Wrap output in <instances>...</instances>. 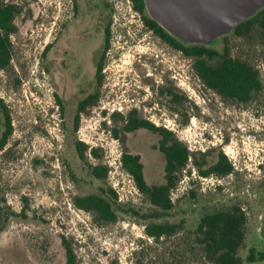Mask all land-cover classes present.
<instances>
[{"label":"rangeland","instance_id":"1","mask_svg":"<svg viewBox=\"0 0 264 264\" xmlns=\"http://www.w3.org/2000/svg\"><path fill=\"white\" fill-rule=\"evenodd\" d=\"M4 2L15 4L18 13L9 36L11 59L0 69V137L4 107L12 125L0 148V264H64L63 237L77 264H212L196 226L204 214L234 206L245 217L238 256L244 260L250 249L264 252V27L253 25L244 35L231 30L208 46L217 51L210 63L227 54L258 71L263 88L242 103L207 87L194 69L195 58L147 27L148 11H136L130 0ZM71 19L83 20L85 35L96 43L86 52L85 74L63 62L60 31ZM50 41L53 47L45 53ZM101 53L97 83L93 71ZM89 93L98 96L75 126L77 103ZM131 112L170 130L188 149L187 164L170 191L173 206L155 217L150 215L159 209L137 189L121 156L138 154L147 183H163L161 136L146 128L124 130ZM78 140L86 145L83 160ZM220 153L233 170L202 175ZM97 164L108 169L104 179L91 173ZM89 193L110 202L114 222L74 204L76 196ZM153 222L181 227L154 238L145 231Z\"/></svg>","mask_w":264,"mask_h":264},{"label":"trees","instance_id":"2","mask_svg":"<svg viewBox=\"0 0 264 264\" xmlns=\"http://www.w3.org/2000/svg\"><path fill=\"white\" fill-rule=\"evenodd\" d=\"M134 8L142 12L146 11L144 0H132ZM18 13V7L13 3L0 0V69L5 68L11 59V44L9 36L15 31L13 20ZM146 23L154 29L163 38L168 39L177 48L187 56L194 57V69L197 75L203 80L207 87L215 90L220 95L236 99L242 103H248L255 94L263 88L262 81L258 71L249 63L232 58L227 54L222 55L221 59L212 64L208 58H212L217 51L202 43H191L184 45L181 42L176 43L175 39L150 15H147ZM253 25L264 27V6L258 9L252 16L240 21L232 31L236 35L246 34ZM231 31V30H230ZM105 48L109 44V28H105ZM215 40V39H214ZM214 42V41H213ZM212 42V43H213ZM211 43V44H212ZM45 51V48H44ZM103 56V54H102ZM102 59V58H101ZM101 61L99 63V70ZM95 99V95H90L78 103L76 114L74 116L75 126L78 121V114ZM60 101V99H57ZM0 102H2L0 100ZM5 117V128L0 137V148L4 146L8 136L12 131L11 120L6 108H3ZM124 130L134 131L139 128L156 131L160 134L158 149L163 153L165 159L163 183L148 184L143 171V164L138 154L125 152L121 156V162L124 169L132 176L137 189L145 194L150 203L159 211H155L150 216L155 217L166 213L173 206L170 196L171 189L175 186L177 173H179L187 164L188 149L180 141L172 138L170 130L164 127L155 126L147 120H142L132 115L127 118L124 124ZM75 148L80 159H84L86 145L78 140ZM97 154L95 150L91 151ZM233 170V166L228 162L223 153L218 155L217 161L206 170H201L202 175L211 172L216 174H228ZM107 167L102 164L92 166L91 173L97 179H104L107 175ZM116 196V194L114 193ZM3 198L0 195V203ZM74 204L85 211L92 212L100 221L114 222L117 218L116 211L110 202L100 194L89 193L76 196L73 199ZM1 219V213H0ZM245 217L240 207L234 206L231 210H220L204 214L195 229L198 235V241L203 246L205 256L212 264H242L244 261L253 262L264 259V252H255L250 249L245 259L238 256L237 251L242 245L245 233ZM181 227L178 223H149L145 227L148 235L159 238L169 236L175 233ZM62 244L65 248V263L77 264L75 253L66 240L62 238Z\"/></svg>","mask_w":264,"mask_h":264},{"label":"water","instance_id":"3","mask_svg":"<svg viewBox=\"0 0 264 264\" xmlns=\"http://www.w3.org/2000/svg\"><path fill=\"white\" fill-rule=\"evenodd\" d=\"M149 15L186 42L209 45L264 6V0H144Z\"/></svg>","mask_w":264,"mask_h":264},{"label":"flooded vegetation","instance_id":"4","mask_svg":"<svg viewBox=\"0 0 264 264\" xmlns=\"http://www.w3.org/2000/svg\"><path fill=\"white\" fill-rule=\"evenodd\" d=\"M130 1L132 2V0H130ZM132 5H133V2H132ZM133 8H134V6H133ZM144 12L145 11L143 10L140 13L144 14ZM73 15H74V13H73ZM146 18L147 17H145V16L143 17V20H144L145 23H146ZM146 25L153 32H155L163 41H165L167 44H169L173 48L179 50L177 48V46L174 45L171 41H169L168 39L163 38L154 29H152L147 23H146ZM104 32H105V29H104ZM172 37L175 39L176 43L180 42L178 37H175L174 35H172ZM53 40H55V38ZM104 42H105V39H104ZM53 43H54V41H50L49 43H47L45 45V47H44L45 48V53L49 52L51 50V48L53 47ZM95 45H96V43L93 41L92 37L89 36V35H85V27H84V21L83 20H80V21L73 20L72 21V19H71V21H69V22L66 21L64 23V25H63V27L61 28V31H60V47H61L62 54H63V62H64V64L70 63V65H73L75 73H79V71H80L82 74L83 73L85 74L84 65H85V59L87 57L86 52H87V50L89 49L90 46L94 47ZM103 48L105 49V43L103 45ZM102 54L103 53H101V55H99L96 58L94 71H93V77L95 78V81L97 83H101V80H102V71H103V56H102ZM100 61H101V68L99 70ZM90 95H95V99L93 101H95L97 96H98L97 93H89L85 97L80 99L78 101V103L81 100H84L85 98H87ZM78 103H77V106H78ZM132 115L136 116L135 112H131L129 114V117L132 116ZM142 120H144V119H142Z\"/></svg>","mask_w":264,"mask_h":264}]
</instances>
